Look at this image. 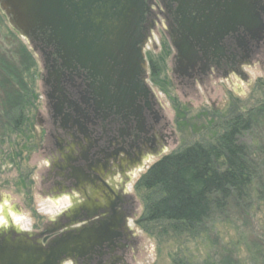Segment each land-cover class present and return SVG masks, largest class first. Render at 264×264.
<instances>
[{"label":"flooded vegetation","instance_id":"af4514ba","mask_svg":"<svg viewBox=\"0 0 264 264\" xmlns=\"http://www.w3.org/2000/svg\"><path fill=\"white\" fill-rule=\"evenodd\" d=\"M230 5L225 0L182 5L150 0L142 25L146 37L139 47L143 64L136 55L126 64L120 55L119 61L116 56L115 62L97 68L76 59L65 65L54 44L42 36L32 39V50L42 62L44 100L35 130L37 143L42 141L40 157L47 164L39 195L55 204L63 199L59 214L77 212L59 221L57 214L37 232L16 226L3 211L4 237L19 241L23 236L32 246L44 247L54 237L45 232L58 223L102 227V245L76 264H129L137 253L138 221L129 184L150 161L167 156L176 141L162 94L152 89L162 76L161 65L169 66L168 82L208 98L222 82L246 81L244 67L253 70L257 65L264 72V0L249 1L254 19L246 25L233 17Z\"/></svg>","mask_w":264,"mask_h":264},{"label":"rangeland","instance_id":"374dc122","mask_svg":"<svg viewBox=\"0 0 264 264\" xmlns=\"http://www.w3.org/2000/svg\"><path fill=\"white\" fill-rule=\"evenodd\" d=\"M10 35L20 43L31 64L28 63L29 67L24 72L28 93L22 91L18 103L14 100L9 102V98L5 101L0 99L5 108L11 107L10 111H15L17 106L22 111V121L18 129L0 130V226L5 223L1 216L4 211L16 226L23 227L25 231L32 229L38 232L47 221L59 215L57 208L62 207L65 201L60 199L55 204L49 196L39 195L42 191L41 175L47 165L40 157L42 141L37 143L35 130L37 117L43 114L44 103L40 56L33 52L25 39L10 29L0 13V46L5 50L12 47ZM152 55L154 58L158 56L154 51ZM166 63L167 60L163 65ZM160 68L162 76L160 78L159 73V82L157 85L152 83V89L157 94H162L165 113L173 124L176 138L165 155L179 153L194 144L213 145L227 130L231 119L264 106V72L260 70V66L256 65L253 70L244 67L246 81L234 80L232 84L222 82L218 92H214L209 98V95L205 96L200 91H181L175 81L168 82L169 66L163 68L161 65ZM157 70L159 71L158 68ZM183 92L186 97H183ZM210 105L215 109L209 108ZM243 143L249 148L252 159L257 161L262 158L264 126L255 127L243 139ZM156 162L157 160L150 161L141 172L134 175L129 184L136 201L138 220L135 226L137 253L130 256L129 264H174L178 260L187 264H202L208 258L216 264L220 255L224 254L222 247L228 246L227 244L234 251L238 246L241 258L245 259L250 251L245 249L244 244L247 243L252 249L261 243L262 252L259 253L264 256V205L261 203H257L249 215L229 214V222L214 217L207 224L209 232L206 234L176 235L169 231L165 223L144 221L147 207L155 192L141 188L139 181ZM234 244L237 246H233ZM252 250L251 256L257 257L258 252Z\"/></svg>","mask_w":264,"mask_h":264},{"label":"trees","instance_id":"16d2710c","mask_svg":"<svg viewBox=\"0 0 264 264\" xmlns=\"http://www.w3.org/2000/svg\"><path fill=\"white\" fill-rule=\"evenodd\" d=\"M10 39V50L0 46V99L18 103L22 91H29L24 72L31 63L20 43L12 35ZM10 109L0 103V130H16L21 125L20 107ZM258 125L264 126V106L231 119L213 145L194 144L154 163L139 181L141 188L155 192L144 221L165 223L176 235L206 234L207 224L214 217L229 222V214L249 215L257 203L264 205V148L262 158L255 161L243 143ZM228 246L222 247L224 254L216 264H264V256L259 253L261 243L252 248L258 252L257 257L251 256L253 250L244 244L251 256L245 259L236 244L235 251ZM174 264L187 263L178 260ZM202 264L214 263L208 258Z\"/></svg>","mask_w":264,"mask_h":264},{"label":"water","instance_id":"95a60500","mask_svg":"<svg viewBox=\"0 0 264 264\" xmlns=\"http://www.w3.org/2000/svg\"><path fill=\"white\" fill-rule=\"evenodd\" d=\"M150 0H0V13L8 26L30 45L44 37L54 44L65 65L76 59L82 66L95 68L121 55L125 63L136 55L140 64L146 32L143 28ZM189 0H176L180 5ZM240 25L253 21L247 5L255 0H225ZM138 46L136 51L134 47ZM119 61V58H118ZM127 64V63H126ZM77 211L58 215L70 219ZM93 214H90V217ZM92 218V217H91ZM44 247L32 246L26 239L11 241L0 231V264H76L103 243V228L78 226L69 221L55 230Z\"/></svg>","mask_w":264,"mask_h":264}]
</instances>
